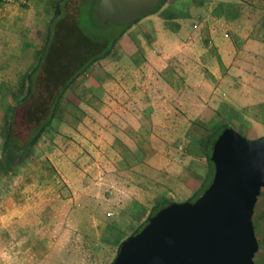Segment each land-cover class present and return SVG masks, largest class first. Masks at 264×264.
I'll return each mask as SVG.
<instances>
[{
    "label": "crops",
    "instance_id": "1",
    "mask_svg": "<svg viewBox=\"0 0 264 264\" xmlns=\"http://www.w3.org/2000/svg\"><path fill=\"white\" fill-rule=\"evenodd\" d=\"M180 126L189 129L187 169L168 161L175 151L166 145ZM221 126L262 136L264 9L240 0H164L64 91L50 123L11 170L0 228L28 234L26 225H47L45 241L112 247L126 236L117 221L142 222L156 202L176 201L179 188L192 198L207 173L203 140ZM38 246L11 249L44 257L64 250L61 243L58 250Z\"/></svg>",
    "mask_w": 264,
    "mask_h": 264
},
{
    "label": "water",
    "instance_id": "2",
    "mask_svg": "<svg viewBox=\"0 0 264 264\" xmlns=\"http://www.w3.org/2000/svg\"><path fill=\"white\" fill-rule=\"evenodd\" d=\"M160 0H98L100 23L150 14ZM212 176L193 200L170 201L123 239L109 264H254L252 214L264 187V136L246 139L229 126L215 137Z\"/></svg>",
    "mask_w": 264,
    "mask_h": 264
},
{
    "label": "trees",
    "instance_id": "3",
    "mask_svg": "<svg viewBox=\"0 0 264 264\" xmlns=\"http://www.w3.org/2000/svg\"><path fill=\"white\" fill-rule=\"evenodd\" d=\"M98 0H58L50 17L43 44L26 75L27 87L9 108L0 153V171L12 169L26 156L53 118L64 91L96 59L104 56L123 30L133 21L100 23L95 16ZM164 0H160L156 9ZM153 9V10H154ZM116 28L113 34L108 29ZM224 126L208 133L202 149L207 173L195 199L210 182L213 165L209 160L212 143ZM264 194V187L259 195ZM170 201L156 202L151 214ZM258 241L255 256L264 264V212L252 216ZM144 224V223H143ZM143 226V225H142ZM142 226L136 229L137 232Z\"/></svg>",
    "mask_w": 264,
    "mask_h": 264
},
{
    "label": "rangeland",
    "instance_id": "4",
    "mask_svg": "<svg viewBox=\"0 0 264 264\" xmlns=\"http://www.w3.org/2000/svg\"><path fill=\"white\" fill-rule=\"evenodd\" d=\"M240 1L243 2L247 9H264V0ZM55 3V0H27L25 3L19 5L0 8V53L3 56V63L0 66V138H2L5 129V122L10 106L17 96L23 94L26 90V75L37 59L38 52L44 41L47 23L54 13L52 7ZM115 30L116 28L113 25L108 29V33L113 34ZM136 109V106L132 105L128 110L135 112ZM217 128L211 129V132ZM188 130L182 126L174 130L176 134H173V137L168 140L166 145L167 150L175 151V155L171 156L170 160H168L169 163L173 162L175 166L184 167L185 169L189 168L182 161L183 156L190 152L188 150ZM234 130L246 139H255L243 135L237 129ZM259 133H262V136H264V128L260 129ZM178 146H181V148L178 149ZM11 170L0 171V214L3 212V197L9 196L10 198L11 196L13 182ZM198 191L194 193L192 198ZM175 192L181 193L178 199L176 197V202L191 199L192 194L183 188H179ZM152 208L148 210L147 217L151 215ZM260 212H264V194L258 195L252 216L256 217ZM106 215L110 221L111 219L112 221L116 220L113 212H107ZM147 217L142 222L129 225L122 222V219L117 222L114 221L116 222V227L124 229L126 236L123 239H125L142 226ZM40 225H26L25 227L29 230L28 234L27 232L13 234L10 229L5 230L0 228V264H46L43 263L44 258L49 259L50 264H109L114 258L120 242L123 240L117 241L112 247H107V243L102 240L99 241L100 243L82 239L64 242L55 239L45 241L40 238L42 235L41 231H44L48 226L45 225V228L43 227L41 230ZM21 237H28V239H22ZM51 237H54V235L52 234ZM60 243L64 247L62 255L58 254L49 257L29 256L26 253L19 254L18 252H14V249H11H17L19 246L34 247L39 245L38 248L50 247L53 250H58ZM253 262L254 264H259L260 262L255 254Z\"/></svg>",
    "mask_w": 264,
    "mask_h": 264
},
{
    "label": "built area",
    "instance_id": "5",
    "mask_svg": "<svg viewBox=\"0 0 264 264\" xmlns=\"http://www.w3.org/2000/svg\"><path fill=\"white\" fill-rule=\"evenodd\" d=\"M26 1L27 0H0V8H4L6 6L19 5V4L25 3ZM180 148L181 146H178V149Z\"/></svg>",
    "mask_w": 264,
    "mask_h": 264
}]
</instances>
